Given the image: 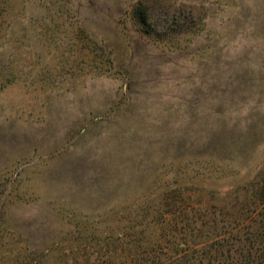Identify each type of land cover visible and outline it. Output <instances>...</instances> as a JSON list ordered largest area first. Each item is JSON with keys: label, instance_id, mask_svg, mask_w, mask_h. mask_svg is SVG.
I'll list each match as a JSON object with an SVG mask.
<instances>
[{"label": "rangeland", "instance_id": "1", "mask_svg": "<svg viewBox=\"0 0 264 264\" xmlns=\"http://www.w3.org/2000/svg\"><path fill=\"white\" fill-rule=\"evenodd\" d=\"M263 166L264 0H0V264L207 231Z\"/></svg>", "mask_w": 264, "mask_h": 264}, {"label": "trees", "instance_id": "2", "mask_svg": "<svg viewBox=\"0 0 264 264\" xmlns=\"http://www.w3.org/2000/svg\"><path fill=\"white\" fill-rule=\"evenodd\" d=\"M141 7L142 2L134 7L135 15L144 14ZM142 22H147L145 16ZM176 26L179 32L187 28ZM219 214V219L212 218L205 209L200 224L208 225L207 231L192 216L195 226L183 237L157 218L145 235V230L116 236L91 233L90 251L77 264H264V166L236 188L231 207L222 204Z\"/></svg>", "mask_w": 264, "mask_h": 264}]
</instances>
